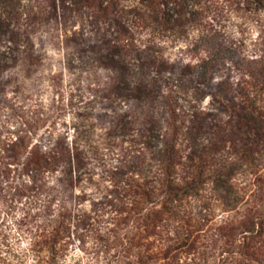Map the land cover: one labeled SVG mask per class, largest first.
I'll use <instances>...</instances> for the list:
<instances>
[{"label":"rangeland","instance_id":"rangeland-1","mask_svg":"<svg viewBox=\"0 0 264 264\" xmlns=\"http://www.w3.org/2000/svg\"><path fill=\"white\" fill-rule=\"evenodd\" d=\"M0 13V241L27 246L25 211L47 229L67 213L110 231L138 186L159 202L175 177L182 223L163 222L154 256L192 232L185 264H264V0H15ZM94 246L70 249L94 264Z\"/></svg>","mask_w":264,"mask_h":264},{"label":"trees","instance_id":"trees-1","mask_svg":"<svg viewBox=\"0 0 264 264\" xmlns=\"http://www.w3.org/2000/svg\"><path fill=\"white\" fill-rule=\"evenodd\" d=\"M14 4L15 0H0L3 12ZM2 16L0 13V26ZM68 180L71 181V177ZM162 187L165 190L162 196L167 199L158 202L151 199L157 195L155 189L145 185L138 186L135 190L137 195L135 201L119 209L121 215L113 218L115 228L106 232H93L86 218L79 217L74 221L76 219L68 217L67 213L62 214L63 219L56 225L47 229L38 219L30 218V214L25 211L18 224L23 236L28 239L27 246L22 245L24 242L22 236L16 239L18 248L11 243L0 241V255L6 253L9 256L6 260L0 258V262L1 264H84L83 257L76 251L72 252L70 247L74 242H78L79 249L87 251L85 246L92 241L95 245L92 250L94 264H155L161 260V257L170 260L165 264H185L181 255L191 252V249L189 252L184 248L191 247L189 244L193 242L192 232L186 233L181 242L173 245L178 249L179 254L171 255L172 248L157 253L158 256L153 254L157 246L155 240L165 239L163 222L169 219L182 223L178 211V198L175 197L182 188L178 186L175 177L168 178ZM38 190L31 188L28 193L33 196ZM29 194L26 195L30 197ZM185 194L194 196L189 191ZM45 211H51L50 203L46 205ZM188 223L193 228L199 227V224L194 223L192 219L188 220ZM77 225L79 230H75ZM182 228L183 225H178L177 235L183 233ZM28 258L32 259V263Z\"/></svg>","mask_w":264,"mask_h":264}]
</instances>
